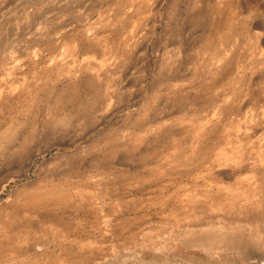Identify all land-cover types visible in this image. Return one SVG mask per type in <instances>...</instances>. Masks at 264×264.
<instances>
[{
  "label": "rangeland",
  "instance_id": "374dc122",
  "mask_svg": "<svg viewBox=\"0 0 264 264\" xmlns=\"http://www.w3.org/2000/svg\"><path fill=\"white\" fill-rule=\"evenodd\" d=\"M0 90V264H264V0H0Z\"/></svg>",
  "mask_w": 264,
  "mask_h": 264
},
{
  "label": "crops",
  "instance_id": "0c3cea01",
  "mask_svg": "<svg viewBox=\"0 0 264 264\" xmlns=\"http://www.w3.org/2000/svg\"><path fill=\"white\" fill-rule=\"evenodd\" d=\"M220 5V4H219ZM217 15H218V13H217ZM218 20H217V22H219V17L217 18ZM223 27H227V24H224V26H222L221 27V29H220V32L219 33H217L218 35L217 36H214V37H210V36H208V37H206L203 41H202V43L206 46L205 48H204V50H203V53H207L208 55H210L209 57V59H207V61H206V64H205V71H206V73L207 74H209L210 76H211V82H209L208 84H207V86H206V90H216V91H222L223 89H221V86L222 87H224L225 85H227V80H224V79H221V77H220V75L222 74V73H226V68L228 67V65L229 64H227V61L229 60L228 59V57H227V55L225 54V53H222V52H218V51H212V49H210V47L212 46V45H216V43L217 42H219V38H222V39H226V38H229L230 37V35L231 34H229L230 32H223L222 31V29H223ZM38 29H40V28H38ZM55 39H53V34H51V31L49 32H45V34H44V32L42 31L41 32V34H40V36L39 35H36L35 36V38L38 40V41H40L39 42V44H48L52 39L54 40V42H56L57 44L61 41V39H60V37H61V33L60 32H58V33H56L55 35ZM80 41L81 40H79V41H74L73 43H72V45L75 47V46H77V45H79V43H80ZM57 53H58V51L56 52V54H55V56H53V58L51 59L52 61H56V59H57ZM216 53V56H214L213 57V59H212V57L211 56H213L214 54ZM36 57V55L34 56V58ZM213 60V61H212ZM212 63H216V65H212ZM33 68H34V66H32ZM103 67L104 66H102L101 65V68L103 69ZM9 68V67H8ZM7 68V70H9V71H13L12 70V67H10V69H8ZM94 68H96V66H94ZM100 68V69H101ZM227 74V73H226ZM8 76V75H7ZM217 78H219V80H217ZM239 82H236V84H238ZM5 85H7V84H5ZM3 90V89H2ZM17 91L18 90H16V93H13V94H11V97H9V96H7L8 98H5V100L6 101H10V99H12V98H17V96H18V94H17ZM237 91V90H236ZM236 91H233L231 94H237L236 93ZM262 90H259L257 93H256V101L257 102H261L263 99H264V96H263V94H262ZM2 100H4V98L2 99ZM214 103V102H213ZM66 142V141H65ZM64 145H68V144H64ZM64 145H61V146H64ZM51 146H53L52 144H49V146L48 147H51ZM60 146V145H59ZM48 147H40V148H43V149H48ZM201 147V146H200ZM202 148H198V150L196 151V150H194V151H192V154L193 155H199V152H200V150H201ZM201 152H203V150L201 151ZM200 155H201V153H200ZM206 168L210 171L212 168H211V166H206ZM209 173H211V172H209ZM257 174H260V175H258L259 176V179H261V181H264V173H257ZM60 175H61V173L60 174H58V175H54L53 177H52V180L55 178V177H58V178H61L60 177ZM226 177H227V175H226ZM209 178H210V180L211 181H213V183H215V184H217L218 182H220V181H222V179H221V176L219 175V174H213L212 176L211 175H209ZM225 178V177H224ZM228 178V177H227ZM59 183H61V184H59V186H54V188H56V189H50V188H53V187H48L49 189H50V196L47 198V200H46V204L44 205V203H45V196H44V198H43V202H42V206L43 207H46L47 205H49V203L52 201V200H54V199H56V204L58 205V207L59 208H62L65 204H67V202H69L70 200H72V199H70V200H68V194H67V188H66V185H65V183H62V181H59ZM73 189L75 190V192H79L80 190H81V188H79V186H77V185H75L74 187H73ZM80 193V192H79ZM222 195V194H221ZM221 197V196H220ZM72 206L74 207V205L72 204ZM245 204H244V208H245ZM40 208V207H39ZM54 209L53 208H50L49 209V213L48 214H51V217H52V215H53V219L51 218L50 220H49V223H43V227H37V226H39V225H36L35 224V226H34V228H33V232L31 233V228H29V230L28 229H26V231L28 232V237L26 238V246H27V248H28V250H27V253H33V254H35V251H36V247H35V244H34V242L35 243H38V244H41L42 242H43V244L45 245V250L44 251H42L43 253L42 254H45V252H48V250H49V246L47 245V243L43 240L44 239V236L45 235H43L44 234V232H45V229L44 228H51V227H53V228H55L56 226H58V225H60L61 224V221H60V219L59 218H57L56 219V216H54V214H53V211ZM237 213H242V214H248V213H251V214H254L255 212H249V211H245V212H243V210L241 209V210H238V211H236ZM54 220V221H53ZM60 222V223H59ZM37 227V228H36ZM40 231H42V234H40ZM29 234H31V236L29 237ZM75 239L77 240V237H75ZM30 243V244H29ZM41 246V245H40ZM47 246V247H46ZM29 248H31V249H29ZM35 248V249H34ZM48 248V249H47Z\"/></svg>",
  "mask_w": 264,
  "mask_h": 264
},
{
  "label": "bare ground",
  "instance_id": "6f19581e",
  "mask_svg": "<svg viewBox=\"0 0 264 264\" xmlns=\"http://www.w3.org/2000/svg\"><path fill=\"white\" fill-rule=\"evenodd\" d=\"M25 12H26V11H25ZM217 20H218V19H217ZM44 31H45V30H44ZM44 34H45V33H44ZM39 36H40V35H39ZM174 51H175V50H174ZM100 68H101V67H100ZM8 69H10V68H8ZM7 74L10 76V75L12 74V71L7 70ZM7 85H8V84H7ZM20 85L23 86L24 84H23V83H22V84L20 83ZM20 85H18V83H17V84H16V83H12V84L8 85V88H11V89H10V92L5 91L6 89L3 90V91H4L9 97H11V94H13L14 91L19 90ZM225 86H226V85H225ZM8 88H7V89H8ZM3 91L0 90V98H2V96L5 94ZM8 91H9V90H8ZM76 91H77V90H76ZM2 92H3V93H2ZM7 98H8V97H7ZM10 127H11V126H10ZM9 129H10V128H9ZM1 131H2V130H1ZM11 131H12V130H11ZM34 131H35V130H34ZM5 132H6V131H5ZM7 132H9V131H7ZM5 135H7V134L4 133V136H5ZM11 135H12V134H11ZM11 135H10V136H11ZM1 136H2V135H1ZM10 136L7 135V137H10ZM16 137H17V136H16ZM5 138H6V137H5ZM14 138H15V137H14ZM3 139H4V138H3ZM3 139H1V140L3 141ZM7 139H8V138H7ZM4 140H5V139H4ZM16 140H17V139H16ZM26 141H29V139L26 140ZM59 141H60V140H59ZM6 142H7V141H6ZM22 142H23V141H22ZM28 143H30V142H28ZM12 144H13V143H12ZM21 144H22V143H21ZM59 144H60V143H59ZM5 145H6V144H5ZM0 146H1V144H0ZM8 146H10V144H9ZM2 147H3V146H2ZM22 147H23V146H22ZM26 147H27V146H26ZM1 149H2V148H1ZM1 149H0V150H1ZM10 149H11V148H10ZM25 149H26V148H25ZM18 150H19V149H18ZM45 150H46V149L42 150V153H44ZM2 151H3V150H2ZM6 151H7V149H6ZM8 151H9V150H8ZM25 151H26V150H25ZM8 153H9V152H8ZM13 153H14V152H13ZM22 153H23V152H22ZM11 154H12V153H11ZM28 154H29V153H28ZM19 155H20V154H19ZM20 156H21V155H20ZM17 157H18V156H17ZM12 161H13V160H12ZM15 161H16V160H15ZM7 163H8V162H7ZM39 177H40V176H39ZM45 200H46V199H45ZM215 207H216V206H215ZM54 210H55V209H54ZM52 217H53V215H52ZM52 217H51V218H52ZM34 218H35V217H34ZM27 219H28V218H27ZM52 219H53V218H52ZM56 219H57V217H56ZM37 220H38V219H37ZM239 220H240V219H239ZM23 221H24V220H23ZM53 221H54V220H53ZM19 222H20V221H19ZM19 222H18V223H19ZM24 222H25V221H24ZM26 222H27V221H26ZM31 222H32V221H31ZM214 222H215V221H214ZM35 223H36V222H35ZM59 223H60V222H59ZM203 223H204V222H202V224H203ZM16 224H17V223H16ZM8 225H9V224H8ZM10 226H11V225H10ZM27 226H28V225H27ZM33 226H34V225H33ZM33 226H32V227H33ZM24 227H25V224H24ZM37 227H40V225L37 226ZM37 227H36V228H37ZM41 227H43V226H41ZM41 227H40V228H41ZM257 227L260 228V226H257ZM29 231H30V230H29ZM10 232H11V231H10ZM194 232H195V231H194ZM203 232H204V230H203ZM261 232H262V230H261ZM19 233H20V232H19ZM239 233H240V232H239ZM203 234H204V233H203ZM194 235H195V234H194ZM243 235H244V234H243ZM10 236H11V235H10ZM30 236H31V235H30ZM30 236H29V237H30ZM203 237H204V236H203ZM11 238H12V237H11ZM201 239H202V238H201ZM223 239H224V238H223ZM227 239H228V238H227ZM8 240H9V239H8ZM3 241H4V240H3ZM10 241H11V240H10ZM10 241H9V242H10ZM3 243H4V242H3ZM29 244H30V243H29ZM41 244H42V243H41ZM44 244H45V243H44ZM1 245H2V244H1ZM206 245H207V244H206ZM204 246H205V245H204ZM25 247H26V246H24L23 248H25ZM46 247H47V246H46ZM206 247H207V246H206ZM29 249H31V248H29ZM34 249H35V248H34ZM47 249H48V248H47ZM209 249H210V248H209ZM211 250H212V249H211ZM42 253H43V252H42ZM45 253H46V252H45ZM16 254H18L17 251H16Z\"/></svg>",
  "mask_w": 264,
  "mask_h": 264
}]
</instances>
